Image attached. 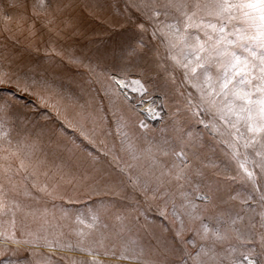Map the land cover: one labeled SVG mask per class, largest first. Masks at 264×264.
Returning a JSON list of instances; mask_svg holds the SVG:
<instances>
[{"label": "rangeland", "instance_id": "obj_1", "mask_svg": "<svg viewBox=\"0 0 264 264\" xmlns=\"http://www.w3.org/2000/svg\"><path fill=\"white\" fill-rule=\"evenodd\" d=\"M36 2L28 0L29 16L31 5ZM46 3L51 5L50 12L55 16L54 24L50 26L52 31L36 20L38 34L32 42L25 40L24 36L13 41L0 35V72L12 79L11 83L0 85V133L7 134L0 140V147L5 149L0 152V157L9 156L8 160L0 159V164H11L16 168L24 152L34 148V159L45 161V167L59 165L63 168L66 175L60 181L62 192L72 194L73 184L67 181L74 180L101 185L118 184L124 195L123 198L82 197L69 203L67 198L53 199L35 190L33 195L37 199L31 200L24 197L21 190L16 198L31 205L37 215L47 210L49 219L53 213L59 217L61 209L66 210L72 220L76 216L88 217L93 211L102 210L105 222L118 229L114 216H127L125 223L128 229L123 238L125 241L136 240L137 251L142 248L143 255L131 262L101 256L105 264H184L185 261L193 264L185 255V248L194 256L204 242L187 229H198L199 221L190 223L184 217L186 231L182 239L178 238L179 222L171 216V204L165 218L160 214V201L146 202L129 181V175L139 176L142 181L151 179L143 175L149 171L151 163L144 150L150 146L154 151L155 146L167 149L168 156L156 155L168 166L178 163L171 154L173 149L179 151L183 147L190 158H194L214 190L215 206H210L205 216L218 213L232 217L237 213L246 218L253 216L261 211L256 202L257 193L246 179L241 178L242 170L231 158L230 149L192 115L186 106V97L189 92L196 97L195 90L184 84L181 70H174L165 50L153 38L151 24L134 10H124L126 0H46ZM16 12L12 0H0V14L15 16ZM2 22L0 20V24ZM140 23L145 24L146 32L139 29ZM131 47L137 49L136 55L128 54ZM86 66H91L94 72ZM112 76L126 78L129 83L140 79L147 92L141 96L139 92L131 91V85L121 89L130 98L127 103L123 95L106 96L105 88L112 84L109 79ZM17 80L21 88L25 83L31 85L32 94L18 89ZM38 95L44 96L48 103H42ZM110 99L115 103H110ZM53 104L57 107L53 108ZM149 105L159 112L158 118L147 117L145 109ZM120 116L127 122L130 142L141 157L138 160L132 159L116 134V120ZM141 120L147 128L139 126ZM81 131L89 139H85ZM109 132L111 135L107 134ZM16 148L22 150L20 156L9 155ZM128 165L134 166L128 168ZM155 171L159 174L158 169ZM58 179V176L54 177L48 181L49 185ZM44 180L41 177V182ZM230 196H237V199H230ZM248 196L256 199L242 203ZM20 219L21 214H18V238ZM72 220L59 222L70 228L77 227ZM28 223L33 230L37 228L32 217L28 218ZM68 230L64 229L66 239L74 241L76 237L68 236ZM190 239H195L196 244L187 243ZM49 251L43 246L34 248L10 244L0 256V262L46 264L43 256L32 253L47 254ZM61 256L74 257L77 261L88 259L79 252L57 249L50 264H71V260H62Z\"/></svg>", "mask_w": 264, "mask_h": 264}, {"label": "snow or ice", "instance_id": "obj_2", "mask_svg": "<svg viewBox=\"0 0 264 264\" xmlns=\"http://www.w3.org/2000/svg\"><path fill=\"white\" fill-rule=\"evenodd\" d=\"M12 7L17 10L15 16L0 14L3 21L0 35L6 39L18 41L20 36H24L25 40L34 41L38 34L36 20L52 31L50 26L54 24L55 16L51 14V5L46 0H37L31 5V16L28 14V0H12ZM124 10H134L151 24L152 36L165 50L174 70L183 72L184 84L191 86L197 94L194 97L191 92L188 93L186 106L200 124L210 128L213 134L220 137L219 142L230 149L231 158L242 170L241 178L246 179L257 193L256 202L261 211L247 218L239 213L235 217L226 213L205 216L208 208L215 206L214 190L203 168L196 165L194 158H190L183 147L179 151L172 150L171 154L178 163L171 166L156 155L168 156L167 149L160 146H155V151L152 146L145 149L146 158L151 163L149 171L143 175L151 179L142 181L139 176L134 178L129 175L132 187L146 202L160 201V214L165 218L169 215L168 205L171 204V216L179 222L176 230L178 238L182 239L186 231L184 217L190 223L199 221L198 229H187L204 242L194 256L185 248V255L193 264H264V0H126ZM138 27L141 31L148 30L144 23L138 24ZM128 54L136 55L137 49L131 47ZM86 67L94 72L91 66ZM109 79L112 84L105 88V95H123L125 103L130 98L121 89L131 85V91L139 92L141 96L147 92L140 79L130 83L126 78L112 76ZM11 82L10 76L0 72V85ZM15 83L21 91L30 92L31 85L25 83L21 88L19 80ZM38 98L42 103H48L44 96L38 95ZM110 103L115 101L110 99ZM145 112L151 119L160 115L151 105ZM113 115L116 113L113 112ZM139 126L147 128L143 120L139 121ZM126 128L127 122L120 116L116 120V134L132 159L138 160L141 157L130 142ZM107 134L111 135L110 132ZM81 135L89 139L84 131ZM6 136V133H0V140ZM8 143L11 146L10 140ZM2 151L5 149L0 147ZM21 152L20 148H16L9 155L19 157ZM34 156V148H30L19 159L18 167L0 164V256L8 250V245L24 244L49 249L47 254L32 253L43 256L46 264H50L57 249L79 252L88 257L79 261L74 257H60L71 260V264H105L101 256L130 262L141 258L143 249L137 251L138 242L123 238L128 229L125 223L128 217L124 214L114 216L119 224L117 229L105 222L102 210H95L88 217L76 216L72 220L69 213L61 209L59 217L53 213L49 219L47 210L37 215L31 205L18 200L16 197L21 190L23 196L31 200L37 199L33 195L35 190L53 199L67 198L69 203L82 197L123 198L118 184L68 180L67 183L73 184V192L70 195L62 192L60 181L66 175L63 168L59 165L45 167L46 162L36 160ZM0 159L8 160L9 156ZM157 169L159 174L155 171ZM56 176L59 179L50 186L48 181ZM41 177L45 178L43 182ZM230 199H237V196H230ZM252 199L256 198L248 196L242 203ZM18 214H21L20 238L17 236ZM29 217L37 223L35 230L28 223ZM64 220H72L77 227L70 228L59 222ZM65 228L69 229L68 236L76 237L74 241L66 239ZM187 243L195 245L196 240L190 239Z\"/></svg>", "mask_w": 264, "mask_h": 264}]
</instances>
